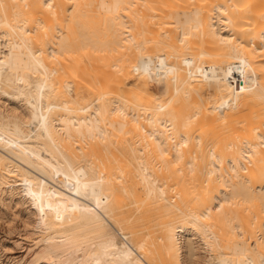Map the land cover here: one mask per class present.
I'll return each mask as SVG.
<instances>
[{
    "label": "bare ground",
    "instance_id": "obj_1",
    "mask_svg": "<svg viewBox=\"0 0 264 264\" xmlns=\"http://www.w3.org/2000/svg\"><path fill=\"white\" fill-rule=\"evenodd\" d=\"M4 215L0 264H264V0H0Z\"/></svg>",
    "mask_w": 264,
    "mask_h": 264
},
{
    "label": "rangeland",
    "instance_id": "obj_2",
    "mask_svg": "<svg viewBox=\"0 0 264 264\" xmlns=\"http://www.w3.org/2000/svg\"><path fill=\"white\" fill-rule=\"evenodd\" d=\"M19 207L17 205L13 209L18 208L16 210L19 213ZM13 216L17 217V215ZM13 216H7L6 218V215H4L0 218V242L3 244L2 246L0 243V261L3 263L15 260L21 261V259L30 256L31 251L37 245L35 241H38L37 239L44 234L41 231H37L34 227L24 226L20 217L13 218Z\"/></svg>",
    "mask_w": 264,
    "mask_h": 264
}]
</instances>
